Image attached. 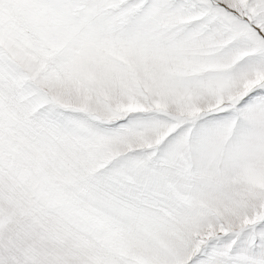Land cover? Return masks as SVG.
Instances as JSON below:
<instances>
[{"label": "snow or ice", "instance_id": "obj_1", "mask_svg": "<svg viewBox=\"0 0 264 264\" xmlns=\"http://www.w3.org/2000/svg\"><path fill=\"white\" fill-rule=\"evenodd\" d=\"M0 264H264V0H0Z\"/></svg>", "mask_w": 264, "mask_h": 264}]
</instances>
